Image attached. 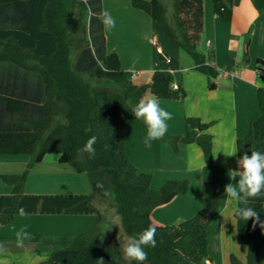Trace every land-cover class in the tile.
I'll return each mask as SVG.
<instances>
[{
    "label": "trees",
    "instance_id": "trees-1",
    "mask_svg": "<svg viewBox=\"0 0 264 264\" xmlns=\"http://www.w3.org/2000/svg\"><path fill=\"white\" fill-rule=\"evenodd\" d=\"M171 1L170 16L163 0H131V4L191 57L194 69L206 75L209 89L215 90L213 81L219 72L198 51L204 0ZM240 1L213 0L215 15L231 22ZM251 1L258 21L264 22V0ZM101 13V0H0V155H29L31 165L47 155H59L60 163L87 175L93 190L90 195L26 196V174L3 176L13 193L0 197V223L11 221L20 208L29 214H92L97 218L92 230L79 234L67 248L53 251L41 264H98L100 259L104 264H137L124 257L123 247L103 227L104 215L97 201L108 200L128 238L150 225L156 228V246L145 247L143 264H206L210 260L207 228L211 215L221 207L222 182L214 179L202 184L205 204L194 218L162 225L154 219V211L186 194L188 181H167L154 190L152 176L140 173L126 154L128 119L148 92L158 100L185 97L181 88L172 89L173 73L180 63L159 52L157 63H166L168 69L159 67L149 83L135 85L118 55L106 51ZM258 63L264 71V62ZM257 99L261 114L251 123L248 135L237 141L238 157L251 155L254 143L264 153V89L258 90ZM209 128L210 124L198 118H188L184 136L166 133L162 140L172 143L175 150L179 143H196L210 165L213 141ZM93 136L95 155L90 157L82 149ZM246 199L259 220L244 221L234 215L237 241L247 248V256L242 262L231 255L230 264H258L264 247V195Z\"/></svg>",
    "mask_w": 264,
    "mask_h": 264
},
{
    "label": "crops",
    "instance_id": "crops-1",
    "mask_svg": "<svg viewBox=\"0 0 264 264\" xmlns=\"http://www.w3.org/2000/svg\"><path fill=\"white\" fill-rule=\"evenodd\" d=\"M101 1L102 12H109L115 19L114 28L104 26L106 51L118 55L122 69L133 75L130 80L135 85L149 83L159 67L168 69L166 63H157L159 52L180 63L179 70L173 73L174 84L185 91V97L158 100L161 108L172 113L166 133L171 137L184 136L188 118L210 124L207 132L212 136L213 159L208 165L196 143H179L177 150L162 139L146 145L144 121L134 116L128 119L126 154L140 173L152 176L151 188L158 190L167 181L186 180L189 183L186 194L154 211V219L169 226L194 218L205 204L201 196L202 184L219 179L222 203L211 215L207 228L208 262L230 264L231 255L245 262L247 248L237 241V224L232 214L237 204L224 193L226 184L236 183L229 179V171L238 169L239 157L238 153L235 156L225 154L232 150L234 142L237 147V141L248 135L251 123L261 114L257 92L264 89V71L258 63L264 62V22L258 21V11L251 0H241L233 10L231 22L227 23L215 15L213 0H204V29L198 51L219 72L213 81L216 88L210 90L208 77L194 69L191 57L159 32L152 18L133 8L131 0ZM245 53L247 58H244ZM150 97L153 95L148 92L145 99ZM252 150L259 151L260 145L254 143ZM59 158L51 154L31 165L29 155H0V197L13 193V187L2 177L23 174H26L23 188L26 196L90 195L93 190L87 175L78 174L70 167H60L64 164ZM96 222L92 214H17L11 221L0 223V260L6 264H41L50 253L67 248L79 234L92 230ZM22 229L27 235L19 245L17 232ZM181 264L192 263L184 261ZM258 264H264V247Z\"/></svg>",
    "mask_w": 264,
    "mask_h": 264
},
{
    "label": "clouds",
    "instance_id": "clouds-1",
    "mask_svg": "<svg viewBox=\"0 0 264 264\" xmlns=\"http://www.w3.org/2000/svg\"><path fill=\"white\" fill-rule=\"evenodd\" d=\"M99 19L106 29L115 27V19L109 12H102ZM106 70V69H105ZM132 114L136 119H141L147 126V135L145 144L150 146L151 141L162 139L167 132V121L172 118V113L160 107L158 99L153 96L147 99H141L133 108ZM96 137H91L82 151L89 153L90 157L95 155L94 144ZM234 146L232 150L225 154L226 156H235L238 148ZM238 169L230 170L229 179L236 183H228L224 186V193L230 201H235L237 206L232 209V214L240 219L247 221L250 218L259 220L258 213L252 207L247 206L246 198H257L264 195V153L260 151H251V155L244 153L237 160ZM237 177L239 179L237 180ZM108 193L105 192V195ZM243 204V206H240ZM21 215L25 214V209L20 208ZM156 228L149 226L139 234L129 237L123 247V255L129 261H136L137 264H143L147 259L145 247L156 246ZM27 234L22 229L17 232V241L19 245L23 244ZM98 264H104L102 259L97 260ZM0 264H6L0 260Z\"/></svg>",
    "mask_w": 264,
    "mask_h": 264
},
{
    "label": "rangeland",
    "instance_id": "rangeland-1",
    "mask_svg": "<svg viewBox=\"0 0 264 264\" xmlns=\"http://www.w3.org/2000/svg\"><path fill=\"white\" fill-rule=\"evenodd\" d=\"M165 5L167 6L168 9V16L172 12V5H171V0H163ZM60 167H70L69 164H64L60 165ZM97 206L100 208L102 213L104 214V224L103 227L104 229H108L109 234L111 238H114L118 240L119 244L124 247L126 244L128 237L124 234L122 227H121V222L120 218L117 216L115 210L111 206V202L108 200H98L97 201ZM111 225V227L106 226V222Z\"/></svg>",
    "mask_w": 264,
    "mask_h": 264
},
{
    "label": "built area",
    "instance_id": "built-area-1",
    "mask_svg": "<svg viewBox=\"0 0 264 264\" xmlns=\"http://www.w3.org/2000/svg\"><path fill=\"white\" fill-rule=\"evenodd\" d=\"M131 76H133V75H131ZM172 89H174V90H178L179 87H178L177 85L173 84V85H172ZM206 264H209V262L206 261Z\"/></svg>",
    "mask_w": 264,
    "mask_h": 264
}]
</instances>
